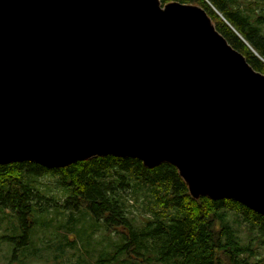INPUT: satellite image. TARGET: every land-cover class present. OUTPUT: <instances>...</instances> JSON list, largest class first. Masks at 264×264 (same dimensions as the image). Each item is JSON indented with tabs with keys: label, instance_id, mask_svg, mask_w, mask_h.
Returning <instances> with one entry per match:
<instances>
[{
	"label": "water",
	"instance_id": "1",
	"mask_svg": "<svg viewBox=\"0 0 264 264\" xmlns=\"http://www.w3.org/2000/svg\"><path fill=\"white\" fill-rule=\"evenodd\" d=\"M105 155L264 215V73L197 4L0 0V164Z\"/></svg>",
	"mask_w": 264,
	"mask_h": 264
},
{
	"label": "trees",
	"instance_id": "2",
	"mask_svg": "<svg viewBox=\"0 0 264 264\" xmlns=\"http://www.w3.org/2000/svg\"><path fill=\"white\" fill-rule=\"evenodd\" d=\"M160 1L203 7L227 41L264 73V8L256 12L241 6L239 0ZM46 174L57 176L53 185L62 193V203L39 189L38 177ZM128 187L132 189L127 191ZM45 191L51 193L50 187ZM128 192L130 196L126 195ZM141 196L150 198L153 207L149 216L135 221L126 213L127 204ZM47 206L69 213L85 208L100 230L121 238V244L107 249L106 255L98 256L94 249L90 252V247L87 255L76 252L80 257L76 264L85 261L83 255L94 257L96 264H121L128 257L139 264H264V256L251 260L252 245L241 241L234 226L240 223L236 216L241 215L250 226L264 230V215L234 199L192 197L177 168L170 163L147 168L137 158L105 155L60 168H46L32 161L0 164V227L4 225L0 245L5 241L19 243L12 259L17 258L20 245L28 244L30 237L39 233L34 230L37 218L33 213ZM11 228L12 233L19 230V236L8 235ZM66 229L58 230L59 248L54 254L49 253L55 261L60 257L61 264L68 249L77 251V240L69 238L70 231Z\"/></svg>",
	"mask_w": 264,
	"mask_h": 264
},
{
	"label": "rangeland",
	"instance_id": "3",
	"mask_svg": "<svg viewBox=\"0 0 264 264\" xmlns=\"http://www.w3.org/2000/svg\"><path fill=\"white\" fill-rule=\"evenodd\" d=\"M241 6L246 8H254L256 12H262L260 8H264V0H239ZM264 28V24H263ZM57 178L56 175L51 176L50 174L42 175L38 177L37 185L39 189L44 191L46 196L55 197L63 202L62 193L55 188L53 185L54 180ZM132 183V182H131ZM47 187H50V192H46ZM140 188L146 189L145 186ZM132 187H128L127 191H130ZM144 193V191H142ZM130 196L129 192L126 194ZM135 196V195H134ZM133 198V197H129ZM153 205L150 203V198L141 196L136 200L133 198L128 201L127 214L133 217L135 221H139L141 217L149 216L151 214L150 208ZM34 216L37 218V224L34 226L35 231H39L35 235L30 237L29 243L26 245H20L17 248V258L12 259L11 256L14 253V247L19 243H13L5 241L0 245V264H61L60 257L53 258L54 254L59 248L61 242V233L59 229L67 228L69 230V238L77 240V251L68 249L66 255L61 260L62 264H76L79 260V256L76 252H82L86 254L87 247H90V252L94 249L98 254H104L108 251L107 249H114L117 245L121 244V238H117L112 234L108 236L105 229H99L98 222L96 220H90V216L85 208H78L71 213L65 209L59 207H46L39 211H34ZM232 215V214H231ZM231 217H234L232 215ZM240 223H234V226L238 230L239 237L243 243L250 242L254 250V256L251 260H255L264 256V230H260L258 226H250L245 222L241 215L236 216ZM5 224H7L5 222ZM46 225H50L49 229ZM4 225L0 227V233L4 232ZM99 229V230H98ZM19 236L18 232H9L10 236ZM75 237V238H73ZM53 250L50 252L49 250ZM33 255H40L39 258L32 257ZM45 255L47 257H45ZM87 255V254H86ZM97 256V257H98ZM127 256V255H126ZM82 257V256H81ZM85 261L82 264H96L94 257H88L83 255ZM121 264H139L135 259L129 257L126 261H122Z\"/></svg>",
	"mask_w": 264,
	"mask_h": 264
},
{
	"label": "bare ground",
	"instance_id": "4",
	"mask_svg": "<svg viewBox=\"0 0 264 264\" xmlns=\"http://www.w3.org/2000/svg\"><path fill=\"white\" fill-rule=\"evenodd\" d=\"M220 14V13H219ZM221 15V14H220ZM222 16V15H221Z\"/></svg>",
	"mask_w": 264,
	"mask_h": 264
}]
</instances>
